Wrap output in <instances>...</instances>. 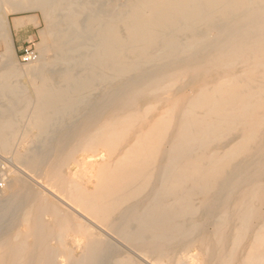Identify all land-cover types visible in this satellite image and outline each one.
Instances as JSON below:
<instances>
[{
  "label": "bare ground",
  "instance_id": "bare-ground-1",
  "mask_svg": "<svg viewBox=\"0 0 264 264\" xmlns=\"http://www.w3.org/2000/svg\"><path fill=\"white\" fill-rule=\"evenodd\" d=\"M0 41V264H264V0H0Z\"/></svg>",
  "mask_w": 264,
  "mask_h": 264
},
{
  "label": "rangeland",
  "instance_id": "rangeland-1",
  "mask_svg": "<svg viewBox=\"0 0 264 264\" xmlns=\"http://www.w3.org/2000/svg\"><path fill=\"white\" fill-rule=\"evenodd\" d=\"M32 16L34 18H36L38 24H39V27H38V37L37 39L31 43L30 45H28L27 47H32L34 49L37 50V52H39V49H38V45L39 43H41V36H40V32L42 30H44L45 26H46V23H45V20L42 16V14L38 11H32V12H21V11H18V12H11V13H8V21L10 22L11 24V21L12 20H16V19H21L23 17H29V16ZM11 28V26H10ZM11 34H12V38H13V43H12V58L14 59V61L18 64V65H27V64H24L20 61V56L23 52L22 51H17L16 49V46L14 44V37H13V33H12V30H11ZM26 47V48H27ZM4 44L0 41V55H2L4 52ZM23 124V127L26 123V120L25 122H21ZM21 127V130L23 131V128ZM31 144V141L28 140L27 141V145H30ZM7 160V161H6ZM10 160V161H9ZM14 161L12 160V157L10 155H4V154H1L0 153V196H7L9 194V185H8V182L6 180V178H9L10 176V172L13 171L15 168H16V163L14 164L13 163ZM15 166H13V164ZM70 168L71 169H74L75 168V164L74 163H71L70 164ZM4 174V175H3ZM5 178V179H4ZM6 182V183H5ZM3 191V192H2ZM48 220H50L51 218L50 217H47Z\"/></svg>",
  "mask_w": 264,
  "mask_h": 264
},
{
  "label": "crops",
  "instance_id": "crops-1",
  "mask_svg": "<svg viewBox=\"0 0 264 264\" xmlns=\"http://www.w3.org/2000/svg\"><path fill=\"white\" fill-rule=\"evenodd\" d=\"M31 20L25 22V24L18 25L14 20L11 21V30L14 37V44L17 51H22L28 45L33 43L38 37V27L39 24L36 18L29 16Z\"/></svg>",
  "mask_w": 264,
  "mask_h": 264
},
{
  "label": "built area",
  "instance_id": "built-area-1",
  "mask_svg": "<svg viewBox=\"0 0 264 264\" xmlns=\"http://www.w3.org/2000/svg\"><path fill=\"white\" fill-rule=\"evenodd\" d=\"M38 57V53L36 49L32 47H27L23 50L21 56H20V61L24 64L31 63L35 61Z\"/></svg>",
  "mask_w": 264,
  "mask_h": 264
}]
</instances>
